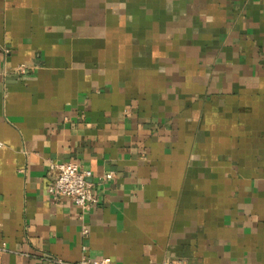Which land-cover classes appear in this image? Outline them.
I'll list each match as a JSON object with an SVG mask.
<instances>
[{
  "label": "crops",
  "instance_id": "0c3cea01",
  "mask_svg": "<svg viewBox=\"0 0 264 264\" xmlns=\"http://www.w3.org/2000/svg\"><path fill=\"white\" fill-rule=\"evenodd\" d=\"M84 256L264 264V0H0V264Z\"/></svg>",
  "mask_w": 264,
  "mask_h": 264
},
{
  "label": "built area",
  "instance_id": "2783aa9c",
  "mask_svg": "<svg viewBox=\"0 0 264 264\" xmlns=\"http://www.w3.org/2000/svg\"><path fill=\"white\" fill-rule=\"evenodd\" d=\"M27 71V65L23 64L19 67L20 73H26ZM50 171L52 173V183L48 188V193L53 201L70 200L82 210H87L97 203L98 200L93 191L94 184L88 180L92 176L90 171L82 170L78 164L73 162H52ZM112 177L113 173L105 176L106 179ZM83 233L88 235L89 230L85 228ZM55 262L60 264H113L109 258L98 260L88 256H84L76 263L63 262L61 260H55ZM161 264L188 263L183 260L166 259Z\"/></svg>",
  "mask_w": 264,
  "mask_h": 264
}]
</instances>
